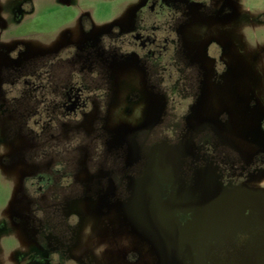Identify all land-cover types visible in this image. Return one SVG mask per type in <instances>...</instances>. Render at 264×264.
I'll use <instances>...</instances> for the list:
<instances>
[{
    "label": "flooded vegetation",
    "instance_id": "af4514ba",
    "mask_svg": "<svg viewBox=\"0 0 264 264\" xmlns=\"http://www.w3.org/2000/svg\"><path fill=\"white\" fill-rule=\"evenodd\" d=\"M40 1L69 13L52 44L33 40ZM115 1L0 0V264H96L85 239L132 203L156 264H243L264 144L199 113L229 67L194 29L241 0H120L98 22Z\"/></svg>",
    "mask_w": 264,
    "mask_h": 264
},
{
    "label": "rangeland",
    "instance_id": "374dc122",
    "mask_svg": "<svg viewBox=\"0 0 264 264\" xmlns=\"http://www.w3.org/2000/svg\"><path fill=\"white\" fill-rule=\"evenodd\" d=\"M51 2L37 5L33 26L37 44L57 41L61 25L67 21L68 10L57 1ZM97 4V20L102 24L119 16L123 8L120 0ZM200 26L207 31V39L214 37L224 46L229 70L221 79L219 95L202 96L199 113L214 114L217 119L218 112L226 110L228 135L264 144V0H241L237 13L196 19L194 29L199 31ZM203 40L205 37L194 42L200 45ZM137 116L126 117L132 124L138 121ZM257 182L258 193L264 196V177L259 176ZM112 225L108 238L85 239L96 252V264H156L155 244L145 232H139L143 223L133 203L126 215L116 217Z\"/></svg>",
    "mask_w": 264,
    "mask_h": 264
},
{
    "label": "water",
    "instance_id": "95a60500",
    "mask_svg": "<svg viewBox=\"0 0 264 264\" xmlns=\"http://www.w3.org/2000/svg\"><path fill=\"white\" fill-rule=\"evenodd\" d=\"M264 199L260 196L257 198L258 214L253 217L252 222L264 229ZM245 260L243 264H264V232L258 241L257 247L252 251L250 255H244Z\"/></svg>",
    "mask_w": 264,
    "mask_h": 264
}]
</instances>
